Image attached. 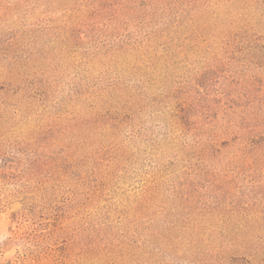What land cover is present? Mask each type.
<instances>
[{
	"label": "trees",
	"instance_id": "trees-1",
	"mask_svg": "<svg viewBox=\"0 0 264 264\" xmlns=\"http://www.w3.org/2000/svg\"><path fill=\"white\" fill-rule=\"evenodd\" d=\"M224 1L52 0L51 6L64 5L61 14L16 29L0 43V150H19L24 143L8 139L18 132L26 137L31 130L35 133L33 128L48 130L62 148L71 149L68 140L75 144L112 126L102 112L137 115L143 105L142 78H151L161 65L168 68L172 57L216 53L222 44L223 49L264 58L262 39L248 31L264 32V21L259 27L224 22ZM249 6L264 11V0H249ZM242 32L250 36L240 38ZM70 70L81 78L61 108L73 104L77 120L58 131L62 117L49 112L58 106L48 104L57 100ZM95 72L116 77L94 81L90 77ZM217 79L204 74L196 79V89L181 87L170 93L167 122L180 137L186 161L192 159L194 166L264 161V111L224 103L207 88ZM185 90V97L177 96ZM67 159L72 157L66 156L64 163ZM152 191L124 211L102 249H88L83 256L91 260L99 252L98 264H264V201L242 208L191 198L178 203L176 210L182 212L168 217L157 210L161 206Z\"/></svg>",
	"mask_w": 264,
	"mask_h": 264
},
{
	"label": "rangeland",
	"instance_id": "rangeland-1",
	"mask_svg": "<svg viewBox=\"0 0 264 264\" xmlns=\"http://www.w3.org/2000/svg\"><path fill=\"white\" fill-rule=\"evenodd\" d=\"M51 1L0 0V43L25 27L61 14L64 5L51 6ZM232 1H224V22L237 26L250 22L254 23L251 27H259L264 21V11L251 8L249 0ZM47 6L51 12L47 13ZM249 29L264 44V32ZM240 34V38L250 36ZM221 46L216 53L172 57L168 68L161 65L153 70L151 78H142L143 105L137 115L116 117L102 112L112 126L82 136L75 144L68 140L71 149L62 148L48 130L33 128L35 133L31 130L26 137L13 134L7 143L24 144L19 150H0V264H27L28 258L35 259V264H98L99 252L87 260L90 257H84V251L102 249L124 211L150 189L161 206L157 210L168 217L182 212L176 209L185 199L242 208L264 201V161L252 166H194L192 159L186 161L180 137L167 122L170 93L181 87L196 89V79L204 74L218 78L207 88L212 87L224 103L230 100L235 106L251 105L257 113L264 111V58ZM75 73L67 72L57 100L48 104L58 106L49 110L62 117L58 131L69 129L77 120L73 104L61 108L79 85L81 77ZM95 73L90 77L94 81L116 77ZM180 92L182 96H177L185 97L186 90ZM66 156L72 160L64 163Z\"/></svg>",
	"mask_w": 264,
	"mask_h": 264
}]
</instances>
